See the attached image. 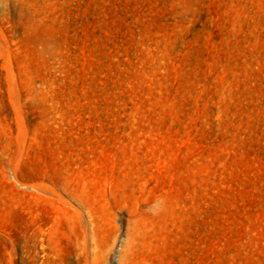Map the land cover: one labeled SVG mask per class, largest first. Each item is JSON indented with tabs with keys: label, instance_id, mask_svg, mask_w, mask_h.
<instances>
[{
	"label": "rangeland",
	"instance_id": "374dc122",
	"mask_svg": "<svg viewBox=\"0 0 264 264\" xmlns=\"http://www.w3.org/2000/svg\"><path fill=\"white\" fill-rule=\"evenodd\" d=\"M32 259L264 264V0H0V264Z\"/></svg>",
	"mask_w": 264,
	"mask_h": 264
},
{
	"label": "bare ground",
	"instance_id": "6f19581e",
	"mask_svg": "<svg viewBox=\"0 0 264 264\" xmlns=\"http://www.w3.org/2000/svg\"><path fill=\"white\" fill-rule=\"evenodd\" d=\"M30 189L32 191H37L39 193V195L43 194V189H42L41 184L31 185ZM42 233H43V231H42L41 227L40 226H35L34 220L31 219V222H30V240L34 241L36 239V237L39 236V234L41 235ZM39 240H40V238H39ZM39 242H42V241H39ZM39 245H40V243H39ZM41 245H43V244H41ZM31 262H32V264H36V263H34L35 261L33 259L31 260Z\"/></svg>",
	"mask_w": 264,
	"mask_h": 264
}]
</instances>
